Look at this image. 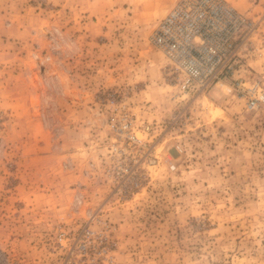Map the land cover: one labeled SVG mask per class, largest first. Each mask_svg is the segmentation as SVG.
Returning a JSON list of instances; mask_svg holds the SVG:
<instances>
[{
	"label": "rangeland",
	"instance_id": "374dc122",
	"mask_svg": "<svg viewBox=\"0 0 264 264\" xmlns=\"http://www.w3.org/2000/svg\"><path fill=\"white\" fill-rule=\"evenodd\" d=\"M227 1L258 30L192 98L150 41L177 0H0V264H264V0Z\"/></svg>",
	"mask_w": 264,
	"mask_h": 264
},
{
	"label": "built area",
	"instance_id": "2783aa9c",
	"mask_svg": "<svg viewBox=\"0 0 264 264\" xmlns=\"http://www.w3.org/2000/svg\"><path fill=\"white\" fill-rule=\"evenodd\" d=\"M258 26L256 17L240 12L227 0H177L157 24L150 41L167 60L164 74L171 86L179 93L198 98L234 74L239 51L251 41ZM117 95L112 92L107 96L113 102ZM261 100L264 101L263 96ZM255 104L251 102V106ZM113 119L119 120L111 125V153L123 164L109 173L122 179L124 187L119 193L124 200L125 189L141 188L137 181L131 187L127 185L144 167V158L129 162L128 147L143 143V138L135 133L133 119L127 112L121 111ZM149 130L146 126L144 131Z\"/></svg>",
	"mask_w": 264,
	"mask_h": 264
},
{
	"label": "crops",
	"instance_id": "0c3cea01",
	"mask_svg": "<svg viewBox=\"0 0 264 264\" xmlns=\"http://www.w3.org/2000/svg\"><path fill=\"white\" fill-rule=\"evenodd\" d=\"M6 8H9V7H6ZM4 9V10H3ZM7 9H5L4 7H2V9H0V14L4 13L7 14ZM3 19H6V18H3Z\"/></svg>",
	"mask_w": 264,
	"mask_h": 264
}]
</instances>
